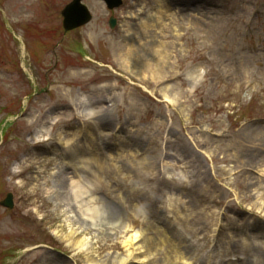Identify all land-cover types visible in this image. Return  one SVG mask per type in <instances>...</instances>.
Instances as JSON below:
<instances>
[{"label": "rangeland", "instance_id": "obj_1", "mask_svg": "<svg viewBox=\"0 0 264 264\" xmlns=\"http://www.w3.org/2000/svg\"><path fill=\"white\" fill-rule=\"evenodd\" d=\"M71 1L0 0V202L15 201L0 205V264H264L241 241L264 237V0H84L93 20L66 31ZM84 96L106 102L99 128L72 112ZM67 141L93 149L98 215L140 229L135 245L68 220L55 172ZM174 153L186 182L161 175Z\"/></svg>", "mask_w": 264, "mask_h": 264}, {"label": "bare ground", "instance_id": "obj_2", "mask_svg": "<svg viewBox=\"0 0 264 264\" xmlns=\"http://www.w3.org/2000/svg\"><path fill=\"white\" fill-rule=\"evenodd\" d=\"M145 20L143 22L146 25L148 21L150 20L152 21L153 19L151 16L146 22ZM143 22H141V24H144ZM133 53L134 52L130 50V52L126 53L125 56L123 57L126 64L131 65L130 63H132L133 65H135ZM106 109H107L106 107L105 108L102 107L98 109V112H102ZM85 110H88L87 114H91L92 111H94L92 109H85ZM44 130L45 129H43V131ZM73 144H74V141H67L66 143L67 146L70 145L68 149H71L67 155L66 160H67V165L73 168V173H75L78 176V179H75L74 177L70 175L68 176L67 174H69L70 172L64 171V168H61L60 175L63 178V180L66 181L65 183L61 184L63 198L69 199L67 198V196L70 194V199L72 200L73 204L79 206L80 213H81L80 217H82L83 219L84 218L89 219L94 227H97L98 229L103 230V233H106L105 237L110 238L112 234L110 230H116V229L122 228L121 230H117L120 233L118 235H120V237H124L125 243H127L128 245H131V246L135 245L142 238L140 231L138 232V230H133L132 233H127L131 229L128 228L127 226L122 227L121 226L122 224L121 223L119 224V222L117 221L108 220L104 222L103 220L100 219L98 215V214H101V209L99 206L95 204L98 200H101V198H96L93 195L92 196L89 195L88 197L85 198V196L88 195L90 192L89 189L91 187H95L96 183H98V181L102 178L100 174L101 173L100 170L101 168H103V166L100 165L99 159L93 157L92 155H89V156L81 155V153L85 151L84 148L74 147L75 149L73 148L72 150ZM62 165L63 164L61 163V166ZM96 176H100L99 180L98 178L95 179ZM67 178H69V180ZM88 182H90V184ZM84 183H87L88 186ZM66 205H67V202H66ZM66 207H69V206H66ZM105 207L108 209L109 212H113L114 215H115V212L117 213L114 207L107 205V204L105 205ZM70 215L72 216V214ZM70 215L68 216V220L71 217ZM116 216H121V215L116 214ZM243 240L247 242H253L254 244L259 245L261 248L264 249V238L259 237L255 233L243 234ZM90 243H91V238L83 236L80 239H77L76 241H74L73 245L77 249L85 250L89 248ZM131 256H132V253H130V257ZM129 260L130 258L128 259L123 258L122 260H120V262L121 264H126V262H128Z\"/></svg>", "mask_w": 264, "mask_h": 264}, {"label": "water", "instance_id": "obj_3", "mask_svg": "<svg viewBox=\"0 0 264 264\" xmlns=\"http://www.w3.org/2000/svg\"><path fill=\"white\" fill-rule=\"evenodd\" d=\"M110 8L119 6L122 3V0H105ZM79 14L76 15V14ZM65 16L64 26L66 30L73 29L76 26H79L82 23H86L90 20V16L86 11V7L80 4V0H75L71 5H69L63 12ZM111 23L114 24L115 21L111 20ZM5 206H13V196L9 194L8 198L2 203Z\"/></svg>", "mask_w": 264, "mask_h": 264}]
</instances>
